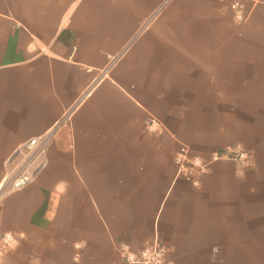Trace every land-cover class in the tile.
Masks as SVG:
<instances>
[{
    "label": "crops",
    "instance_id": "0c3cea01",
    "mask_svg": "<svg viewBox=\"0 0 264 264\" xmlns=\"http://www.w3.org/2000/svg\"><path fill=\"white\" fill-rule=\"evenodd\" d=\"M246 6L0 0V264H122L120 244L155 241L166 264L243 256L264 233V0ZM53 127L47 166L9 189L11 153ZM235 143L247 165L178 174L181 144Z\"/></svg>",
    "mask_w": 264,
    "mask_h": 264
},
{
    "label": "built area",
    "instance_id": "2783aa9c",
    "mask_svg": "<svg viewBox=\"0 0 264 264\" xmlns=\"http://www.w3.org/2000/svg\"><path fill=\"white\" fill-rule=\"evenodd\" d=\"M226 3L235 21H245L249 16L246 0H216ZM62 121H65L63 118ZM151 131L161 128L160 122L151 117L147 122ZM55 127L45 133L31 137L20 144L11 153L5 163L4 180L9 189L26 185L36 179L47 166V148L54 136ZM251 158V151L240 143L230 145L223 150H215L208 156L193 153L190 148L181 144L174 155L177 172L193 184L198 183V176L207 172L218 160H233L245 166ZM16 241L12 233L5 232L1 236L0 253L10 248ZM166 248L158 241L140 249H132L126 244L119 245V256L122 264H164Z\"/></svg>",
    "mask_w": 264,
    "mask_h": 264
},
{
    "label": "rangeland",
    "instance_id": "374dc122",
    "mask_svg": "<svg viewBox=\"0 0 264 264\" xmlns=\"http://www.w3.org/2000/svg\"><path fill=\"white\" fill-rule=\"evenodd\" d=\"M260 231H262V228L258 227V233L251 235L253 241L242 242V257L229 259L212 258L210 264H264V233ZM164 264H166V259Z\"/></svg>",
    "mask_w": 264,
    "mask_h": 264
}]
</instances>
